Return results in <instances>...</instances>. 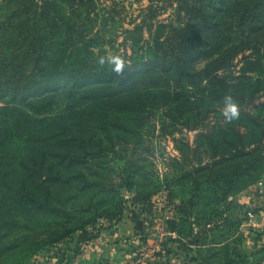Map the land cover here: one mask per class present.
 Returning a JSON list of instances; mask_svg holds the SVG:
<instances>
[{
	"label": "trees",
	"instance_id": "16d2710c",
	"mask_svg": "<svg viewBox=\"0 0 264 264\" xmlns=\"http://www.w3.org/2000/svg\"><path fill=\"white\" fill-rule=\"evenodd\" d=\"M9 1L20 8L0 19L1 201L60 220L65 232L75 212L118 218L121 198L75 200L84 186L113 191L81 166H109V156L117 163L123 149L118 187L134 189L135 206L166 192L179 214L167 226L183 238L193 231L191 215L200 222L264 174V0H149L124 29L132 52L115 54L125 62L121 74L114 65L71 62L94 39L84 34L92 0ZM62 74L72 82L41 95ZM226 97L238 109L231 120ZM152 116L163 134L196 131L192 143L175 141L173 171L161 177L128 159L147 150ZM176 187L185 192L178 203ZM6 248L0 241V256Z\"/></svg>",
	"mask_w": 264,
	"mask_h": 264
},
{
	"label": "rangeland",
	"instance_id": "374dc122",
	"mask_svg": "<svg viewBox=\"0 0 264 264\" xmlns=\"http://www.w3.org/2000/svg\"><path fill=\"white\" fill-rule=\"evenodd\" d=\"M34 2L38 0H21L25 6ZM92 3L94 8L91 10L95 14L90 15V25L84 34L94 39L89 45V53L82 51L71 62L111 67L109 57L125 52V47L127 54H131L130 47L123 45L124 29L133 26L130 21L139 22L141 8L150 2L92 0ZM13 8L20 7L9 0H0V19ZM170 12L171 9L165 10L159 19L165 20ZM109 16L116 21L106 19ZM53 48L50 46L48 50L51 56ZM101 58H105L103 65L99 63ZM205 62H197L196 68H201ZM72 80L67 74L58 75L48 80L47 89L41 95L53 94ZM6 100L0 99V105ZM151 123L153 127L145 137L144 148L147 150L138 157L129 153L128 159L137 160L138 166L142 165L141 171L157 173L161 177L165 172L171 174L173 171L169 166L171 158L178 155L175 141L192 143L196 131L181 128L163 134L156 116L151 117L148 124ZM123 152V149L119 150L117 163L109 156V166L98 167L89 162L81 166L89 180L107 183L108 190L113 188V191H106L100 185L84 186L75 200L78 204L79 200L94 202L101 199L102 204L108 205L113 201L110 199L121 198L123 209L118 218L104 214L92 220L90 214L75 212L73 221L67 225L73 229L65 232L59 227L60 220L39 213L29 215L26 207L0 200V241L7 247L0 256V264H264V174L219 205V211H207L200 222L194 217L199 215H191L193 231L190 236L180 238L167 226V220L178 219L179 214L167 201L166 192L160 191L149 201L135 206L134 189L118 187L127 155ZM174 192L173 202L178 203L180 194L185 192L179 187Z\"/></svg>",
	"mask_w": 264,
	"mask_h": 264
},
{
	"label": "clouds",
	"instance_id": "9594fccd",
	"mask_svg": "<svg viewBox=\"0 0 264 264\" xmlns=\"http://www.w3.org/2000/svg\"><path fill=\"white\" fill-rule=\"evenodd\" d=\"M99 63L103 65L105 63V58H101ZM108 63L114 65V71L117 74H121L123 72L125 62L118 56L109 57ZM226 111L224 115L231 120L234 117L238 116V109L236 105L232 102L231 97H226Z\"/></svg>",
	"mask_w": 264,
	"mask_h": 264
}]
</instances>
